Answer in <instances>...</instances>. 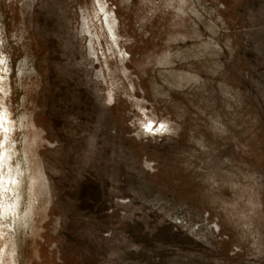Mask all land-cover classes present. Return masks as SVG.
Wrapping results in <instances>:
<instances>
[{"label": "rangeland", "instance_id": "374dc122", "mask_svg": "<svg viewBox=\"0 0 264 264\" xmlns=\"http://www.w3.org/2000/svg\"><path fill=\"white\" fill-rule=\"evenodd\" d=\"M0 112V264H264V0H0Z\"/></svg>", "mask_w": 264, "mask_h": 264}, {"label": "bare ground", "instance_id": "6f19581e", "mask_svg": "<svg viewBox=\"0 0 264 264\" xmlns=\"http://www.w3.org/2000/svg\"><path fill=\"white\" fill-rule=\"evenodd\" d=\"M9 118L7 114H5L4 112H0V203L2 206V207L0 206V208H2L4 211L9 209L10 207L8 203L2 202V199L6 197L5 190L8 189V186L11 187V184L16 181L15 175L11 169L10 161H8V158L12 156L10 155V152H9V149L6 143L7 131L11 129L10 124H9ZM5 136L6 138H4ZM1 139H3L4 142L1 143Z\"/></svg>", "mask_w": 264, "mask_h": 264}]
</instances>
